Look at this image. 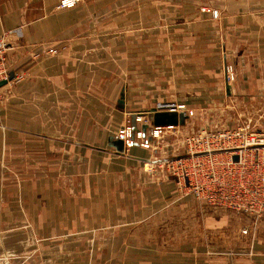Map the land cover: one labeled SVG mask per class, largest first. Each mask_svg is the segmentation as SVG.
I'll return each instance as SVG.
<instances>
[{"label": "rangeland", "instance_id": "1", "mask_svg": "<svg viewBox=\"0 0 264 264\" xmlns=\"http://www.w3.org/2000/svg\"><path fill=\"white\" fill-rule=\"evenodd\" d=\"M83 1L100 7L96 14L88 13L86 43L68 45L56 41L48 44L51 46L36 48L29 45L33 51H29L28 57L41 61L72 50L76 54H90L87 62L95 63L98 69L96 74L85 78L84 89L86 83L96 82L93 96L101 99L103 111L108 112V122L103 123L108 135H96L97 139H92L93 135L84 137L89 127L85 129L83 125L87 118L84 111L88 110L83 107L92 94L80 93L77 89L80 82L75 77L70 91L60 90L53 96L52 91L49 93L48 99H53L56 105L49 107L48 117L44 108L37 109L40 121L37 152L31 149L35 145L29 142L8 143L5 178L22 182L24 187L39 194L52 189L56 190V196L64 191V196L71 198H88L91 192L105 190L97 182L108 180L111 172L107 167L114 163L141 165L143 173L154 179L163 175L176 182L171 190L172 199L177 198L175 203L186 201L188 204L177 212L172 210L174 206L168 205L166 218L183 213L180 219H168L166 228L171 232L163 236L149 235L153 224L156 227L161 222L152 219L138 221L134 225L136 229L144 224L143 228L129 237L126 230L114 229L109 233L105 228L111 227V221L94 219L88 212L84 224L87 232L84 234L78 226L72 228L71 264H126L122 260H126L127 252L121 249H126L128 243L152 245L156 250L131 253L132 258L145 256L150 260L153 256L156 261L151 264L177 253L166 250L164 245L171 250L181 247L182 243H213L215 249L208 247L199 253L204 257L211 254L216 259L225 255L237 257L239 252H225L220 248L229 244H254V234L191 236L188 232L194 224L191 212L234 217L236 220L230 225L236 230L240 216H247L245 222L249 223V228H254L258 220L250 218L259 217L260 211H264V206L261 210L264 202V95L255 102L254 97L244 100L228 89L236 81V71L247 67L248 59L253 62L260 49L264 51V10L256 12L251 8L263 4L264 0H63L56 10L74 9ZM242 3L246 4V9L239 7ZM20 38L21 31H9L0 38L4 64L14 75L13 80L8 79L4 85L12 84L7 96L0 95L2 106L14 99L15 84L25 78L16 72L18 67L14 58L11 59L20 47ZM148 57L152 68L147 79L149 85L146 84L152 91L150 99L154 104L165 102L166 105L144 115L129 112L125 105V111L116 117L113 104L123 89L124 96L126 90L135 89L143 101V83L138 82L142 77L134 73ZM229 69L233 80L227 79ZM196 72L197 76L192 75ZM81 80L84 83V77ZM66 98L68 102L63 104ZM161 111L183 114L187 118L184 125L144 131L149 115ZM128 132L134 134L136 144L127 146L120 138ZM45 133L52 135L46 139ZM107 137L122 141L123 150L108 149ZM246 140H250L248 151L240 150ZM46 143L53 149L52 157L45 155ZM257 144L263 146L257 147L255 152L252 149ZM135 147L150 151L152 160L133 153ZM96 165L100 166L98 170L94 168ZM71 206L74 205L71 203ZM203 221L206 225L207 221ZM181 228L187 230L184 235L178 234ZM110 244L119 245L120 251H109ZM158 247L165 250L158 251ZM116 257L121 262L115 263Z\"/></svg>", "mask_w": 264, "mask_h": 264}, {"label": "crops", "instance_id": "2", "mask_svg": "<svg viewBox=\"0 0 264 264\" xmlns=\"http://www.w3.org/2000/svg\"><path fill=\"white\" fill-rule=\"evenodd\" d=\"M61 1L63 0H0V38L9 31H21L20 47L13 53L14 57L11 59L14 58L13 62L18 67L15 71H19L25 77L21 83L15 84L14 99H9L10 103L5 104L6 106L0 105V125L2 126H0V264H71L69 238L72 228L78 226L85 234L87 231H84V224L88 212L92 213L94 219L97 217L110 220L111 227L105 228L109 233H113L114 229L126 230L125 234L128 237L139 228H143L144 224L136 229L134 225L138 221L152 219L161 221L156 227H153V224L149 235L163 236L167 232H171L166 228L168 219H180L183 216V213L180 212V214H174L171 217L168 214L166 216L169 218H166L164 213H167L168 205L174 206H171L172 210L177 212L182 211L188 204L186 201L175 203L177 198L173 197L174 199H172L171 190L176 187V182L172 179H165L163 175L162 178L159 176L154 179L143 173L141 165L136 164L114 163L109 165L107 170L111 174L108 176V180L97 182L99 187L105 190L91 192L88 198L86 196L74 197L79 198V201H73L74 198L69 196L65 197L64 191L59 192L58 196L55 195L56 190L52 189H47L44 193L39 194L27 189V186L24 187L22 182L8 181L5 178L8 143L29 142L35 145L31 149L37 152L40 138V121L37 109L44 108L46 117H48L49 107L56 105L53 99L51 101L48 99L49 93L52 91L53 96L60 90L70 91L73 88L72 83L76 81L75 77H78L80 82L77 84L79 92L87 93L89 91L92 94L90 101H87L83 107L88 109L84 111L87 118L83 125H85V129L87 125L89 127L87 131L85 130L84 137L93 135L92 139H97L96 135H108L103 129V123L108 122L106 120L108 112L103 111L104 106L101 99H96L93 96V87H97L96 82L91 85L86 83L84 89L87 77L96 74L98 69L95 63L87 62L90 60L88 59L90 54H76L72 50L60 57L48 58L49 60L44 58L41 61H35L28 57L29 51L32 52L33 48L38 45L47 47L51 46L48 44L56 41L68 45L86 43L88 13L96 14L100 7L97 4H87L83 1L74 9L57 11V5ZM245 5L242 3L239 7L242 6L246 9ZM251 8L256 12L263 11L264 3L252 5ZM239 19L241 20V17ZM29 45H33V48ZM72 49L74 48L72 47ZM251 63H253V67H250ZM251 63L248 59L247 67L239 68L236 71V81L230 84L228 89L231 92H237L239 97H243L244 100L254 97L253 101L257 102L258 98L264 95V51L260 49ZM151 70L150 58H144L142 67L134 73V75L142 77L138 82L143 83L144 88L141 91L143 101L138 98V92L135 89L132 92L126 90L125 96L123 89L113 104L116 108V117L120 112L125 111V105L129 108V112L142 113V115L146 112L150 114L154 109L166 105L165 102L154 104L150 99L152 91L148 86L146 87V84L149 85L147 79H150ZM182 72L183 70H180V74ZM192 75L197 76L198 72ZM81 77H84V83H82ZM9 87H12V84L1 87L0 95L6 97L10 91ZM65 102H68L67 98L63 99V104ZM154 114L149 115L145 131L155 129L152 124ZM51 126L53 127L52 122ZM11 129L13 131H9ZM45 135L48 139L52 134L45 133ZM105 140L108 149L117 147L115 138L107 137ZM46 145L47 153L45 155L52 157L53 149L49 143ZM84 146L86 148V144ZM132 152L143 155L145 160L151 158L150 151L142 150L139 147H135ZM99 167L94 166L95 170H98ZM71 203L74 206H71ZM178 205L180 206L178 207ZM260 212L263 214L262 216L260 214L254 219L250 218V220H258L254 228H249V223L245 222L248 220L247 216H240L237 220L236 230L232 229L230 225L236 220L234 217L204 216L198 212H191L192 224L196 225L195 227L193 224L188 232L191 236L237 234L246 236L254 234L256 240L254 244L249 245L229 244L226 248L219 247L225 252H239L237 257L225 255L219 259H216L214 254L207 257L199 255L209 249L208 247L212 250L215 249L213 243H191L188 245L182 243L181 247L171 250L164 245L166 250L177 253L166 256L164 259H157L156 264H264V211ZM204 219L207 221L206 225ZM185 232L187 230L183 231L181 228L178 234L184 235ZM165 249L158 247L157 250ZM108 250L118 253L120 246L110 244ZM121 250L127 252L126 260H122L126 264H138L139 261L143 264L150 261L148 264H151L156 261L153 256L150 260L145 259V256H134L133 258L131 256L132 252L156 250L152 245H131L128 243L126 249ZM112 258L114 257L112 256ZM117 260L120 261L116 257L114 262L116 263Z\"/></svg>", "mask_w": 264, "mask_h": 264}, {"label": "water", "instance_id": "3", "mask_svg": "<svg viewBox=\"0 0 264 264\" xmlns=\"http://www.w3.org/2000/svg\"><path fill=\"white\" fill-rule=\"evenodd\" d=\"M14 75L13 73H10L9 81L13 80ZM7 84V81H3L0 83V88L4 85ZM164 109V108H162ZM187 117L185 115L180 114L178 115L177 113L173 112H168V111H161V112H156L153 117V127L155 128H162V127H172V126H178V125H184V120ZM143 130L145 131L146 128L144 127ZM116 146L118 147L119 151H122L123 148V142L122 141H117ZM235 160H238V157H235Z\"/></svg>", "mask_w": 264, "mask_h": 264}, {"label": "built area", "instance_id": "4", "mask_svg": "<svg viewBox=\"0 0 264 264\" xmlns=\"http://www.w3.org/2000/svg\"><path fill=\"white\" fill-rule=\"evenodd\" d=\"M4 47H1L0 45V83L3 82V81H7L10 77V72L6 69V66L4 64V60H5V55H4V52H3V49ZM233 72L231 69H229L227 71V79L228 80H233ZM158 132V130L156 131ZM142 134H140L139 136H141ZM124 143H126L127 146H131L132 144H136L133 140L135 138L134 134L133 133H126V135H123L120 137ZM251 140V139H250ZM250 140H246L245 141V144L242 148H240V150H246L248 147H249V142ZM258 145V144H257ZM260 146H263V145H260ZM259 145L258 146H255L254 150L255 152L258 150L257 147H260ZM248 151V150H246ZM263 206H264V202L261 203V210L263 209Z\"/></svg>", "mask_w": 264, "mask_h": 264}]
</instances>
